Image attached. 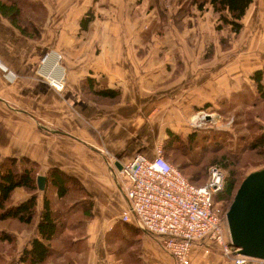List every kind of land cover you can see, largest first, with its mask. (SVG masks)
Masks as SVG:
<instances>
[{"label":"crops","instance_id":"obj_1","mask_svg":"<svg viewBox=\"0 0 264 264\" xmlns=\"http://www.w3.org/2000/svg\"><path fill=\"white\" fill-rule=\"evenodd\" d=\"M39 1L43 18H33L34 35L0 11L1 159L34 160L38 175L59 168L86 191L59 199L46 180L31 223L11 218L1 225L15 239L0 248V264H26L20 254L41 237L45 191L54 206L74 209L72 227L53 240L57 251L43 264H182L159 237L121 218L129 206L121 167L139 153L153 155L171 134L188 139L202 127L219 128L224 108L256 105L254 73L260 69L264 78V0L250 4L239 32L217 28L209 2L201 8L192 0ZM53 49L67 68L62 90L37 72ZM31 194L17 186L12 203ZM188 264L238 263L196 240Z\"/></svg>","mask_w":264,"mask_h":264},{"label":"built area","instance_id":"obj_2","mask_svg":"<svg viewBox=\"0 0 264 264\" xmlns=\"http://www.w3.org/2000/svg\"><path fill=\"white\" fill-rule=\"evenodd\" d=\"M50 55H56L57 59L49 67L50 70L44 72ZM57 67L60 74L54 75L52 71ZM37 72L58 90L66 86L67 68L63 54L59 51H48L37 66ZM208 172L206 182L193 181L165 155L162 145L157 147L153 155H135L121 167L129 201L121 218L133 220L159 237L165 249L182 264L190 262L196 240L208 239L238 264H244L251 258L264 263V258L241 253L232 244L226 223L227 213L224 215L216 200L217 194L225 187L226 170L222 164L213 163Z\"/></svg>","mask_w":264,"mask_h":264},{"label":"trees","instance_id":"obj_3","mask_svg":"<svg viewBox=\"0 0 264 264\" xmlns=\"http://www.w3.org/2000/svg\"><path fill=\"white\" fill-rule=\"evenodd\" d=\"M199 4V7L203 8L206 3H211L215 12L219 15V23L217 28H221L225 25H231L235 32L241 31L243 27L242 19L246 14L250 4L254 0H192ZM39 2L36 0H0V11L7 16L13 23H15L23 33L27 35H34L36 33V25L33 18L28 16L24 23L20 20L24 16L23 9L25 7L34 8ZM254 78L256 80V94L254 95L255 103L258 99L264 100V78L263 71L257 70L254 73ZM105 92L114 94L112 90H106ZM260 102V100H259ZM262 129V128H261ZM195 132L189 134L188 139L181 138L180 136H175L171 134L169 140L166 142L165 148L173 147L176 149H182L183 146L186 148L192 141ZM206 138V136L204 135ZM174 139L176 143L172 144ZM172 142V143H171ZM186 146H185V144ZM178 143V144H177ZM218 142H214L211 146L209 144H204L202 147L203 151L215 150L218 147ZM249 148L258 149L264 153V128L260 134L253 136L250 143L247 144ZM169 150H164V153L169 157L172 154L168 152ZM185 153V152H182ZM187 153V152H186ZM185 153V154H186ZM170 156V157H171ZM191 165L186 166V162L180 161L179 166L182 169H186L188 166H194L195 169L191 171L192 176L190 177L193 181L199 182V175H203L206 171L207 165L202 162L200 158H194L191 156ZM202 166H201V165ZM201 167V169L199 168ZM38 164L34 160L28 158H22L18 160L17 157H4L1 159L0 154V248H3L7 242H13L15 236L3 229L1 225L3 222L11 218L18 219L23 223H31L37 213V194L38 189V179H37ZM234 175V170H230ZM51 182L56 186L57 197L62 199V197L67 196L71 191L75 190L78 192L86 191L85 187L80 183L77 177H74L59 168H52L47 172V182ZM241 184V183H240ZM17 186H23L29 190L32 194L25 200L13 204L11 197L14 189ZM239 186H237L236 180L233 176H230L225 182L224 189L219 192L216 196L217 198L229 197L234 198L235 191H237ZM87 193V192H86ZM223 194V195H222ZM55 201L49 194L44 193V203L42 212L40 214V219L38 222V229L40 231L41 237H36L32 241V246L29 248H24L20 254V260L25 261L26 264H43L50 255L56 253L57 249L53 245V240L57 238L58 234L65 229V227H72V222L70 220V212L72 211L73 205L69 206L67 209L61 206H54ZM84 212L86 215L92 213V200L87 198L85 200ZM82 207V205H81ZM82 220V219H80ZM62 250V249H60ZM63 251V250H62ZM57 254H63V252H58Z\"/></svg>","mask_w":264,"mask_h":264},{"label":"rangeland","instance_id":"obj_4","mask_svg":"<svg viewBox=\"0 0 264 264\" xmlns=\"http://www.w3.org/2000/svg\"><path fill=\"white\" fill-rule=\"evenodd\" d=\"M36 1L39 2L36 7H25L23 9L25 15L20 17V20H22L23 23L25 21L23 19L28 18V16L37 20L43 18V5L41 1ZM224 45H227V42H223V46ZM56 59V55H50L49 60L47 61L49 64L47 63L43 71L46 72L47 70H50L49 67L52 66ZM52 73L54 75H59L60 72L58 71V67L56 69L54 68ZM263 120L264 100L262 101L261 99H258L255 106L248 107L247 105H241L233 109L224 108L222 118L223 123H219L220 127H202L200 128V131H195L196 135H194L192 141L190 140L191 143L186 148H184V146L182 149H176L173 147L165 148L166 142L170 138H165L163 140L162 146L165 151L167 149L169 150L168 152H171L172 156L169 159L176 165H179L180 161L186 162V166L191 165V156L194 158L201 157L202 162L206 163L205 165H207V168L204 172V177L201 174L199 175L200 181L198 183H204L208 180V171L211 164L220 163L226 170V181L230 176H233V178L236 180L237 186H239L247 174L252 171L264 168V153L258 149L249 148L247 145L250 143L253 136L262 132V129L264 128ZM186 141H189V139H186ZM214 142H218L219 144L217 149L208 150L207 148V152L203 151L204 148L202 146L204 144H208L209 147V144L211 146ZM172 144H174V141ZM182 152L187 153L185 154ZM199 168L201 169V167ZM194 169V166H188L186 169L182 170L188 174ZM230 170H234V175ZM232 200V197L217 198L218 205L221 206L223 212L225 213L224 215H226ZM226 223L227 227H229L228 219L226 220ZM159 240L163 246L162 240L160 238ZM207 241L212 242V240L209 239Z\"/></svg>","mask_w":264,"mask_h":264},{"label":"water","instance_id":"obj_5","mask_svg":"<svg viewBox=\"0 0 264 264\" xmlns=\"http://www.w3.org/2000/svg\"><path fill=\"white\" fill-rule=\"evenodd\" d=\"M46 180V175H38L40 189H45ZM227 219L231 242L239 252L264 258V168L242 180L227 210Z\"/></svg>","mask_w":264,"mask_h":264},{"label":"bare ground","instance_id":"obj_6","mask_svg":"<svg viewBox=\"0 0 264 264\" xmlns=\"http://www.w3.org/2000/svg\"><path fill=\"white\" fill-rule=\"evenodd\" d=\"M195 118V117H194Z\"/></svg>","mask_w":264,"mask_h":264}]
</instances>
